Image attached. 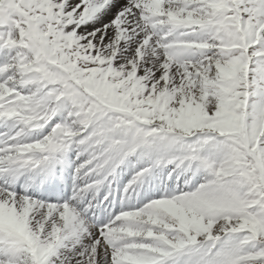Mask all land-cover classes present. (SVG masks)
<instances>
[{
  "label": "snow or ice",
  "instance_id": "obj_1",
  "mask_svg": "<svg viewBox=\"0 0 264 264\" xmlns=\"http://www.w3.org/2000/svg\"><path fill=\"white\" fill-rule=\"evenodd\" d=\"M0 264H264V0H0Z\"/></svg>",
  "mask_w": 264,
  "mask_h": 264
}]
</instances>
